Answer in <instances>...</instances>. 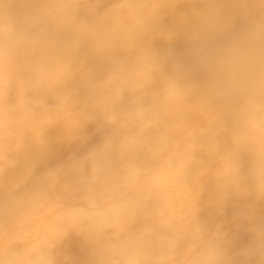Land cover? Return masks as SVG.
Here are the masks:
<instances>
[{
	"label": "clouds",
	"instance_id": "1",
	"mask_svg": "<svg viewBox=\"0 0 264 264\" xmlns=\"http://www.w3.org/2000/svg\"><path fill=\"white\" fill-rule=\"evenodd\" d=\"M0 264H264V0H0Z\"/></svg>",
	"mask_w": 264,
	"mask_h": 264
},
{
	"label": "bare ground",
	"instance_id": "2",
	"mask_svg": "<svg viewBox=\"0 0 264 264\" xmlns=\"http://www.w3.org/2000/svg\"><path fill=\"white\" fill-rule=\"evenodd\" d=\"M175 49L177 51V54L184 55L186 46L183 41H178L175 45ZM89 131L90 133H94V127H90ZM98 140H99V134H94L92 142H97ZM71 150L72 149L60 147L58 149L57 156L52 161H50V163L54 164L58 161L66 159L67 156L70 154ZM231 213H232V209H229L227 215L231 216ZM237 236H238L237 246H245L248 243H250V240H251L250 233H247L246 231L241 230L240 232L237 233ZM70 250L72 251L73 254L77 256L81 255L80 248L75 242H73L70 245Z\"/></svg>",
	"mask_w": 264,
	"mask_h": 264
}]
</instances>
